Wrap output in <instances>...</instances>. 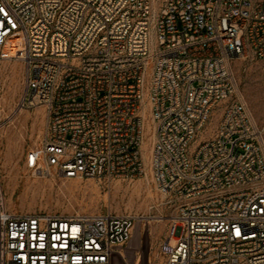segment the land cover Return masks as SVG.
<instances>
[{"label": "built area", "instance_id": "obj_1", "mask_svg": "<svg viewBox=\"0 0 264 264\" xmlns=\"http://www.w3.org/2000/svg\"><path fill=\"white\" fill-rule=\"evenodd\" d=\"M0 0V60L23 66L6 118L43 106L24 167L63 180L134 179L149 162L175 205L165 264H264V121L236 92L232 63L264 60V0ZM215 134L193 146L212 109ZM4 112L0 98V121ZM133 214L7 210L0 264H137Z\"/></svg>", "mask_w": 264, "mask_h": 264}, {"label": "rangeland", "instance_id": "obj_2", "mask_svg": "<svg viewBox=\"0 0 264 264\" xmlns=\"http://www.w3.org/2000/svg\"><path fill=\"white\" fill-rule=\"evenodd\" d=\"M162 1L157 0V11ZM3 55L5 57L7 54L4 52ZM232 66L236 92L231 100L243 102L252 121L259 126L264 121V60L237 59ZM22 77L23 66L20 62L8 57L0 60V98L4 108L0 121V194L3 196V206L9 211L21 213L67 215L113 212L136 215L140 219L126 245L125 254L132 263L139 259L137 264H165L161 244L175 205L167 203L169 196L159 190L152 176L149 162L153 140L151 121L146 119L142 146L145 170L139 178L63 180L56 174L34 175L25 169L24 158L27 151L39 145L45 136L46 110L43 106L25 108L6 118L21 96ZM222 109L223 103L212 109L193 146L215 134ZM119 263L116 258L115 264Z\"/></svg>", "mask_w": 264, "mask_h": 264}, {"label": "bare ground", "instance_id": "obj_3", "mask_svg": "<svg viewBox=\"0 0 264 264\" xmlns=\"http://www.w3.org/2000/svg\"><path fill=\"white\" fill-rule=\"evenodd\" d=\"M5 57H8L7 55L5 56ZM145 126H146V123H145ZM153 136V135H152ZM144 145V142H143V144H142V146ZM143 148V147H142ZM148 149V148H147ZM149 152V151H148ZM147 152V153H148ZM143 156H144V154H143ZM149 158V157H148ZM2 194V193H1ZM0 194V201H1V204H2V206L4 205L3 204V196ZM160 220V219H159ZM136 262H138L139 263V259H137V261H135V263ZM120 264V263H119Z\"/></svg>", "mask_w": 264, "mask_h": 264}]
</instances>
